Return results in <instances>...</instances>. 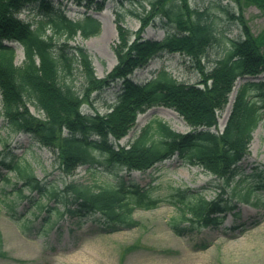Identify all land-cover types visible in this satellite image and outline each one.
Listing matches in <instances>:
<instances>
[{
    "label": "trees",
    "instance_id": "obj_1",
    "mask_svg": "<svg viewBox=\"0 0 264 264\" xmlns=\"http://www.w3.org/2000/svg\"><path fill=\"white\" fill-rule=\"evenodd\" d=\"M85 1L98 13L108 0ZM227 1L238 10L219 7L238 26L240 37L230 39L224 54L207 69L201 59L218 36L206 12L191 8L189 0H124L141 9V14L130 13L138 19L139 28L135 32L126 28L124 14L114 11L117 38L112 51L116 64L99 78L86 48L74 44L77 36L88 39L100 34L101 24L94 16L86 14L74 21L49 0H0V96L6 128L11 134H26L50 150L64 177L82 166L104 164L110 170L116 167L146 173L173 158L201 167L214 177L217 194L206 200L202 191L186 188L169 195L167 200L179 215L169 223L177 236L218 228L228 216L239 217L236 188L253 180L243 196L245 203L264 189V165L249 174L241 166L249 156L252 133L264 118V28L254 36L243 10L253 6L264 16V0ZM28 9L42 17L35 27L18 18ZM160 19L173 25L174 31L162 40L144 39L146 28ZM12 43L23 49L20 65L15 64ZM176 54L196 64V83L177 82L164 69L144 83L130 78L154 58ZM238 79L252 80L239 86L224 127L218 130V112L229 103ZM119 82L116 100L107 113L87 114L82 110L91 103L93 94ZM30 106L41 117L33 115ZM155 107L175 111L190 131L179 133L153 119L121 146L119 141L135 127L137 117ZM114 175L117 185L70 182L59 190L48 181L38 180L31 164L0 140V179L5 185L0 190V210L6 207L13 218L22 217L16 213L17 202H9V197L31 204L35 211L46 210L48 219L39 225L45 234L64 218L77 221L80 227L89 223L105 234L130 229L137 226L132 217L135 209H154L162 201L151 196L152 188L128 186ZM6 257L0 232V259Z\"/></svg>",
    "mask_w": 264,
    "mask_h": 264
},
{
    "label": "rangeland",
    "instance_id": "obj_2",
    "mask_svg": "<svg viewBox=\"0 0 264 264\" xmlns=\"http://www.w3.org/2000/svg\"><path fill=\"white\" fill-rule=\"evenodd\" d=\"M49 1L69 19L77 21L83 19L84 15L91 14L100 22L99 35L88 39L77 36L74 44L86 48L96 76L105 77L116 64L112 51V45L117 38L114 11H121L124 14L125 27L135 32L139 28V21L130 13L141 14V9L138 5L124 0H108L104 9L97 13L93 9L94 6L87 7L85 0ZM189 5L193 9L206 12L217 30L218 41L207 49L201 59V64L209 69L212 63L224 54L229 45L228 41L240 37L238 26L221 12L219 5L232 11L238 9L233 2L227 0H189ZM30 11L29 9L22 11L18 18L31 22L35 27L42 17ZM243 14L252 34L257 36L264 28V16L253 6L244 8ZM173 31V25L166 24L160 19L156 20L155 25L147 27L142 36L144 39L162 40ZM46 32L50 34V30ZM11 45L15 49V64L20 65L24 59L23 49L16 43ZM162 69L180 83L193 84L199 80L196 64L179 54L154 58L146 67L135 71L130 78L136 83H144ZM250 80L252 79L237 80L229 96V103L218 112V130L223 128L228 118L237 89ZM79 82L78 78L76 86H79ZM119 87L120 82L93 94L91 103L82 110L87 114L95 111L100 114L107 113L116 100ZM253 99L258 98L253 96ZM29 109L33 115L41 117L35 107L30 106ZM153 119L161 120L179 133L190 131V127L175 111L155 107L137 117L135 127L119 141V144L126 146L136 137L139 130ZM0 140L7 145L8 150L31 164L38 180L48 181L59 190L63 184L70 182L88 186L117 185L115 173L116 176L123 178L128 186L137 184L145 189L152 188L151 196L162 200L154 209H135L132 217L137 226L130 229L105 234L97 231L89 223L80 227L77 221L64 218L57 220L54 228L45 234L39 225L47 217L46 210L35 211L31 204L9 197V202H17L15 210L17 215L22 217L13 218L6 207L0 210L2 245L7 255L5 259H0V264H264V189L257 190L250 197L249 203L243 200L248 185L253 184L252 179L236 188L239 194L236 199H240L237 209L239 217L228 216L218 228L177 236L169 223L179 215L175 207L168 202L169 195L175 189L186 188L202 191V196L206 200L213 199L217 194L213 189L214 177L201 167L184 165L177 158H173L156 165L146 173H129L116 167L110 170L104 164L97 168L82 166L73 175L64 177L58 169L55 155L50 150L31 140L26 134H11L8 131L2 116L1 96ZM262 165H264V118L252 133L249 156L241 166L246 174H249L253 168ZM9 177L13 178V174H9ZM4 186L0 179V190ZM227 192L229 194L231 190L228 188ZM24 194L27 195L28 192L25 191ZM44 202L42 200V203ZM51 204L54 205L53 202L48 203L50 206ZM53 220L56 218L53 217Z\"/></svg>",
    "mask_w": 264,
    "mask_h": 264
}]
</instances>
